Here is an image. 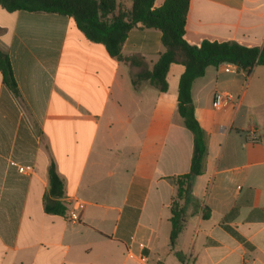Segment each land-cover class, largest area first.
<instances>
[{
    "label": "crops",
    "instance_id": "0c3cea01",
    "mask_svg": "<svg viewBox=\"0 0 264 264\" xmlns=\"http://www.w3.org/2000/svg\"><path fill=\"white\" fill-rule=\"evenodd\" d=\"M185 39L261 48L264 0H190ZM0 49L19 89L17 97L0 71V264H264V66H210L194 81L208 152L192 186L200 206L172 248L173 178L189 172L194 153L178 110L185 67L170 66L166 92L145 81L136 88L137 68L88 40L73 17L1 6ZM163 52L162 32L141 25L122 47L150 68ZM216 91L238 106L215 109ZM252 129L258 144L246 142ZM52 164L64 216L45 211ZM79 198L86 205L73 223Z\"/></svg>",
    "mask_w": 264,
    "mask_h": 264
},
{
    "label": "trees",
    "instance_id": "16d2710c",
    "mask_svg": "<svg viewBox=\"0 0 264 264\" xmlns=\"http://www.w3.org/2000/svg\"><path fill=\"white\" fill-rule=\"evenodd\" d=\"M0 6L7 12H45L73 17L88 40L103 44L111 56L137 68L133 79L136 88L145 81L166 92L170 66L181 64L185 67L179 82L178 110L194 136V153L189 172L173 178L177 192L170 207V243L174 248L191 208L197 210L200 206L192 196V186L194 179L205 171L208 152L207 134L194 114L193 83L205 75L208 67L226 63H234L249 74L255 66H264V46L246 47L236 42L209 40L199 46L189 44L185 35L190 0H165L158 8L155 0H132L131 8L122 6L118 0H0ZM138 25L162 32L164 52L151 68L140 56H122L129 32ZM0 71L4 84L19 97L10 58L1 49ZM49 183L50 192L44 199L45 211L64 216L67 208L58 201L63 197L64 184L54 164L49 168Z\"/></svg>",
    "mask_w": 264,
    "mask_h": 264
},
{
    "label": "built area",
    "instance_id": "2783aa9c",
    "mask_svg": "<svg viewBox=\"0 0 264 264\" xmlns=\"http://www.w3.org/2000/svg\"><path fill=\"white\" fill-rule=\"evenodd\" d=\"M242 71L244 72L238 65L234 63H226L225 64V71L227 73L229 72H237V71ZM248 74L247 72H245ZM231 106H238L237 100L229 93L224 92V91H216L214 94L213 98V107L217 110H224L227 109ZM261 141V136L258 132L257 129H252L251 131L248 132L247 135V143L248 144H258ZM13 166H16L19 170L20 173H26L27 168L24 166H19L17 163L12 162L11 163ZM85 202L82 199H76L74 207L69 210L68 212V219L73 222V223H79L81 219V213L85 209ZM143 246V245H141ZM142 262H146L145 258H142Z\"/></svg>",
    "mask_w": 264,
    "mask_h": 264
}]
</instances>
